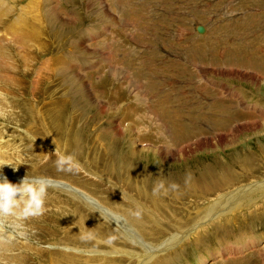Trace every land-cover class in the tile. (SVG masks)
I'll use <instances>...</instances> for the list:
<instances>
[{"label":"rangeland","instance_id":"obj_1","mask_svg":"<svg viewBox=\"0 0 264 264\" xmlns=\"http://www.w3.org/2000/svg\"><path fill=\"white\" fill-rule=\"evenodd\" d=\"M33 1L2 0L0 175L53 187L0 216V264H264V0Z\"/></svg>","mask_w":264,"mask_h":264},{"label":"clouds","instance_id":"obj_2","mask_svg":"<svg viewBox=\"0 0 264 264\" xmlns=\"http://www.w3.org/2000/svg\"><path fill=\"white\" fill-rule=\"evenodd\" d=\"M58 170L73 171L78 170L79 163L74 156L60 155L56 160ZM13 167L10 163H5ZM53 187L52 181L48 177L24 176L19 183L10 182L6 176L0 175V215H10L21 204L23 217L40 215L44 208L45 197L48 189Z\"/></svg>","mask_w":264,"mask_h":264},{"label":"bare ground","instance_id":"obj_3","mask_svg":"<svg viewBox=\"0 0 264 264\" xmlns=\"http://www.w3.org/2000/svg\"><path fill=\"white\" fill-rule=\"evenodd\" d=\"M29 2V1H28ZM32 1H30V3H31ZM34 2V5H35V3H36V0H34L33 1ZM38 2V1H37ZM29 3V5H31ZM6 4H7V2H6ZM33 5V6H34ZM3 6V7H2ZM6 6V5H5ZM38 6V5H37ZM36 6V7H37ZM30 7V6H29ZM11 8V7H10ZM31 8H33V7H31ZM35 8V7H34ZM3 9H4V4H3V2H2V0L0 1V13H3ZM11 10V9H10ZM35 10H38L37 8L35 9ZM40 11V10H39ZM33 12V11H32ZM4 13H5V11H4ZM3 13V14H4ZM41 13H42V11H41ZM6 14V13H5ZM34 14V13H33ZM40 14V13H39ZM36 16H37V14H35ZM41 15V14H40ZM2 16V15H1ZM0 16V17H1ZM35 16V17H36ZM17 18V17H16ZM32 18V17H31ZM38 18V17H37ZM39 19V18H38ZM42 19V18H41ZM4 20V19H3ZM2 20V21H3ZM43 20V19H42ZM1 21V22H2ZM31 21V20H30ZM38 21V20H37ZM5 22V21H4ZM15 22V21H14ZM36 22V21H35ZM37 23V22H36ZM40 23V22H39ZM5 24V23H4ZM18 24V23H17ZM16 24V25H17ZM44 24V23H43ZM1 25V24H0ZM27 25H28V23H27ZM7 26V25H6ZM29 26H30V24H29ZM38 26H41V25H38ZM3 27V26H2ZM16 27V26H15ZM30 28V27H29ZM33 28V27H32ZM32 28L30 29V30H32ZM12 29H15L14 27L12 28ZM38 28H36V30H37ZM1 30V29H0ZM11 30V29H10ZM28 30V29H27ZM30 30H29V32H30ZM39 30V29H38ZM7 31H8V27H7ZM12 32H13V30H12ZM12 32H11V34H12ZM16 32V31H15ZM24 32V31H23ZM27 32V31H26ZM26 32H24V33H26ZM36 32H39V31H36ZM34 33V32H33ZM9 34V33H8ZM7 34V35H8ZM21 34V33H20ZM37 34V33H36ZM6 35V36H7ZM22 35H23V33H22ZM21 36V35H20ZM30 36H31V34H30ZM30 36H28L27 35V37H30ZM39 36V35H38ZM23 38V37H22ZM21 38V39H22ZM15 44V43H14ZM13 44V45H14ZM32 44H34V43H32ZM17 45V44H16ZM4 46V45H3ZM1 48V47H0ZM5 48V47H4ZM18 48H19V46H18ZM16 50V49H15ZM5 51V50H4ZM3 51V52H4ZM3 52H1V53H3ZM19 52V51H18ZM26 52V51H25ZM28 52V51H27ZM255 52V51H254ZM16 53H17V51H16ZM29 53H30V51H29ZM262 53V52H261ZM7 54H9L8 52H7ZM5 52L1 55L0 54V71H1V73H2V70H3V68L5 67L6 69L8 68V67H10V61H9V58H8V55H7ZM19 54V53H18ZM28 54V53H27ZM20 55V54H19ZM31 55H33V53L31 54ZM28 57V56H27ZM29 57H32V56H30L29 55ZM28 57V58H29ZM12 58H13V56H12ZM25 59V58H24ZM23 59V60H24ZM31 59H33V58H31ZM108 59V58H107ZM30 60V59H29ZM28 60V61H29ZM47 60V59H46ZM62 60V59H61ZM61 60H59V62L61 61ZM11 61H13V60H11ZM27 61V59L25 60V62ZM33 61V60H32ZM14 62V61H13ZM24 61H22V63H23ZM34 62V61H33ZM33 62H32V64H33ZM41 62V61H40ZM44 62V61H43ZM46 62V61H45ZM48 62H50V61H48ZM56 62V61H55ZM28 63V62H27ZM31 63V62H30ZM42 63V62H41ZM61 63V62H60ZM4 64H6V66H8V67H6ZM13 64V63H12ZM46 64V63H45ZM63 64H64V68H65V70H68L69 69V67L70 66H68V65H66L65 64V62H63ZM47 65V64H46ZM45 65V67H47ZM51 65V64H50ZM61 65H62V63H61ZM66 65V66H65ZM109 65V64H108ZM29 68H30V66L29 65H27ZM26 66V67H27ZM40 66V65H39ZM15 67V66H14ZM41 67H44V66H42L41 65ZM12 68V67H11ZM9 69V70H12L13 71V69ZM36 68V67H35ZM39 68V67H38ZM6 69L4 70V73H5V71H6ZM25 69V68H24ZM40 69V68H39ZM62 69V68H61ZM74 69V68H73ZM8 70V69H7ZM9 72H11V71H9ZM9 72L7 71L6 73H8L7 74V76L9 75ZM82 73V72H81ZM3 74V73H2ZM1 75V74H0ZM4 75V74H3ZM6 75V74H5ZM12 74H10V76H11ZM9 76V77H10ZM2 77H4V76H2ZM7 78V77H6ZM5 78V79H6ZM11 78V77H10ZM4 79V78H3ZM8 79V78H7ZM74 80V79H73ZM2 81V80H1ZM4 81V80H3ZM8 81H10V80H8ZM4 82H6V81H4ZM2 83V82H1ZM8 83V82H7ZM3 84V83H2ZM17 84V83H16ZM13 87V86H12ZM83 90V89H82ZM112 92V91H111ZM110 92V93H111ZM127 96V95H126ZM133 97V96H132ZM123 98V97H122ZM109 99V98H108ZM127 100V99H126ZM4 101V100H3ZM4 103V102H3ZM111 103V102H110ZM109 104V103H108ZM126 105L127 104H125V98H124V101H119L117 104H116V106L115 105H112L110 108L108 107V109L107 110H109V112H110V114H111V117H113L114 118V120H118L117 118L118 117H120V116H122L123 118L122 119H120V120H118V124L120 125V127H121V131L126 135V139H127V141L129 142V144H130V146L132 145V146H134V147H136L137 149H144V150H149V149H153L154 151L155 150H157L156 148H150L149 146H146V145H144V146H142V144L141 143H139V138H138V136L140 135L139 133H140V128H139V126L137 125V124H135V121H134V123H132L133 122V120H131L132 118H133V116L132 117H129V114H130V112H129V114H128V118L125 116V114H123V112H124V110H125V108H126ZM109 106H110V104H109ZM133 112V111H132ZM0 114H1V111H0ZM246 115L247 116H252L253 114H250V113H246ZM255 115V114H254ZM256 116V115H255ZM135 117V116H134ZM121 118V117H120ZM130 124H129V123ZM262 125H264V120H261V122H260ZM150 125H152V124H150ZM151 129V128H150ZM136 142H138V144H139V146H141V147H139V146H137V143ZM168 150V149H167ZM171 150V149H170ZM156 152V151H155ZM163 152V151H162ZM173 156V154L172 153H168V154H164V158H171ZM177 156L178 157H181V153H179V154H177ZM255 182H257V181H255ZM261 184V183H260ZM264 184H262V185H260V187H262L263 188V190H264V186H263ZM255 186L257 187V186H259L257 183H255ZM72 187V186H71ZM260 187L259 188H257V189H255V190H253V191H250V192H248L247 193V195H250V193H253L254 195H257L258 193L260 194V192H261V190H260ZM73 189H76V188H73ZM245 193L246 192H242V195H241V197L240 198H242L243 197V195L244 196H246L245 195ZM238 195L239 194H236V193H234L233 195H231L229 198H231V197H233V196H236L237 198H239L238 197ZM261 195H263V194H261ZM245 199V198H244ZM245 201V200H244ZM226 203V202H225ZM215 210V209H214ZM227 211V210H226ZM221 212V211H220ZM220 212H218V213H220ZM228 212V211H227ZM209 213V212H208ZM210 213H211V211H210ZM210 213H209V215H210ZM221 214H223V213H220V215ZM1 216V215H0ZM150 216H152V215H150ZM214 216H217L216 215V213H215V215ZM217 219V218H216ZM210 220H211V218H210ZM212 220H213V217H212ZM152 221H154L153 220V216H152ZM156 221V220H155ZM159 221V220H158ZM209 223H211V222H209ZM207 225V224H206ZM158 226H159V224H158ZM182 227V226H181ZM1 229V228H0ZM2 233V232H1ZM189 235V233L188 234H186V236L184 237V239H186L187 238V236ZM261 238H259L258 237V241H261L260 242V244H258V245H260L259 246V249H257V252H259V254L261 255L262 254V252L264 251V233L263 234H261ZM182 239V238H181ZM180 239V240H181ZM7 241V240H6ZM5 241V238H2V237H0V260H2L1 258H2V255L4 256V255H7V251H8V245H9V243L8 242H6ZM172 241V240H171ZM173 243V242H172ZM176 243V242H175ZM167 244H170V243H167ZM166 244V245H167ZM173 245V244H172ZM167 249H168V246L166 247ZM170 248V247H169ZM229 249H231V248H229ZM255 250V249H254ZM253 250V251H254ZM164 251V250H163ZM166 251V250H165ZM260 251H262V252H260ZM161 253V252H160ZM216 253V255H218L216 258H214V259H211L210 261H209V263L208 264H212L215 260H218L220 257H221V255H219V252L217 251V252H215ZM248 254H250V253H252V251L250 250V251H248L247 252ZM153 254V253H152ZM257 254V253H256ZM16 257H17V254H14ZM156 255V254H155ZM158 255V254H157ZM223 255V254H222ZM259 255V256H260ZM154 256V255H153ZM262 256V255H261ZM263 257V256H262ZM11 258V257H10ZM227 259H229V262H231V259L229 258V256L228 257H226L225 259H223V260H227ZM264 259V258H263ZM264 261V260H263ZM206 262V261H205ZM145 263V262H144ZM234 263V262H233ZM261 263V262H260ZM143 264V263H142ZM197 264H205L202 260H199L198 261V263ZM261 264H263V263H261Z\"/></svg>","mask_w":264,"mask_h":264},{"label":"water","instance_id":"obj_4","mask_svg":"<svg viewBox=\"0 0 264 264\" xmlns=\"http://www.w3.org/2000/svg\"><path fill=\"white\" fill-rule=\"evenodd\" d=\"M205 31H206V29L203 26H198L196 28V32H197L198 35H202Z\"/></svg>","mask_w":264,"mask_h":264}]
</instances>
